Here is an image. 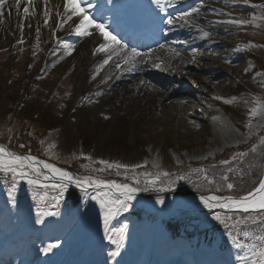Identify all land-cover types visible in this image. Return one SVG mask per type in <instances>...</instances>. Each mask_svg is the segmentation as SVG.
Instances as JSON below:
<instances>
[{
  "label": "rangeland",
  "instance_id": "1",
  "mask_svg": "<svg viewBox=\"0 0 264 264\" xmlns=\"http://www.w3.org/2000/svg\"><path fill=\"white\" fill-rule=\"evenodd\" d=\"M209 3H213L212 0ZM253 5L260 6L261 3L258 0H248L247 3L245 0L230 1L227 12L229 15L221 16L226 21L225 27L207 31L208 33L214 31L212 39L215 40L213 44L217 46L210 49L209 52L208 48L198 51L202 56L200 62L196 60L189 62L188 68L185 69L186 72H194L186 74L195 80L198 89L205 90L206 93H199L200 98L212 101L214 108L223 106L221 108H224V112L235 124L236 131L233 130V135L224 143L219 142L213 145L214 137L210 123H206L203 118H206L207 114L200 107H198V117L185 119L184 126L177 125L176 119L171 125L163 123V114L166 111H163L161 107H154L155 109H151L152 112L150 111V114L148 113L143 118L144 122L146 119H150L152 124L143 127L141 122L132 125L129 120L117 123L115 117L107 113V105L100 101L102 98L100 95H95V97L88 98L89 101L83 102L80 100L86 98L82 94L81 99L75 102V85L83 70L82 63L85 52L79 50L66 59L62 54L64 49H61L58 44L54 47L50 46L54 37L51 35V28L46 25L41 28L35 27L33 34L29 33L26 27H21L17 23L14 32L9 33L8 36H4L0 32V99L1 95L3 97V100L0 101V114L8 110L12 101L18 100L21 104L20 102L24 99L23 95L29 94L24 108L18 107V110L20 109V125L25 122L21 109L25 112H28L29 109L30 112L35 113L34 117L36 118L31 119L29 123L38 127L40 126L39 121L45 123L47 127L51 126L53 132L50 134L52 136L50 142L52 146L54 145L51 154L52 157L58 159L57 161H60V158L93 155L98 161L105 160L113 164H125L130 168H136V165L146 166L155 170L165 164L172 163L178 166L184 162L212 158L226 146L245 143L262 131L264 127V101L260 96L244 98L243 94L239 96L234 94L238 89L236 82H240L243 74L254 73L264 76L263 24L253 19L243 31V27H241L243 24L229 23V21H243L245 13ZM207 11L215 16L218 15V11L215 9L208 8ZM220 13L224 15V13ZM37 29H39V33H37ZM241 39L256 41V45L261 50H256L255 55H249L246 50L248 46L254 44V41L247 40L244 44H239L238 42L243 43L240 41ZM217 51L219 52L216 53ZM199 65L207 68L203 69ZM97 74L98 71L95 72L94 68V72L88 77V84H96ZM262 87L264 88V81ZM170 95L171 97L165 99V103L172 99L176 100L178 97L171 93ZM215 97L221 99H215ZM237 97L244 99V101L238 99L239 102L242 101L240 107L232 109V106L224 102ZM29 98L34 100V104H30ZM192 100H195V97ZM27 102L29 105L26 106ZM259 104L262 106L257 111V115L250 117V112ZM114 113L117 116L122 114L120 110L114 111ZM152 117L154 119H151ZM249 123H251V128L246 127ZM152 126L154 130L151 129ZM77 137L83 139V144ZM31 177L34 178L32 173ZM27 179L28 177H17L15 181L12 180L8 192L21 195L7 198L10 201H5V204L29 207L28 198L34 191V185L27 184ZM98 191L103 193L107 190ZM131 202L143 210L140 221L142 227L148 229L150 233H152V226L156 218H150L145 214L149 211L163 212L167 218L179 216L184 212L200 214L209 211L198 204L169 200L164 201L163 204L148 201ZM44 210L38 207V211L43 212ZM90 214L97 222H103L100 205L96 201L91 207ZM115 217L109 226L115 223ZM44 222L42 220L38 226H42ZM169 237L168 232L162 229L158 234L157 242L164 245L168 240L170 243ZM235 242L230 243L231 250L237 251L240 255H236L235 258L230 256L227 252L229 250L216 253L207 246L196 245L195 239L190 241V245L186 244V248L188 251L193 249V252L199 253L207 260H213V264H241L240 262L244 261L242 258L247 256L252 259L250 250L252 245ZM236 244L241 246L237 247Z\"/></svg>",
  "mask_w": 264,
  "mask_h": 264
},
{
  "label": "bare ground",
  "instance_id": "2",
  "mask_svg": "<svg viewBox=\"0 0 264 264\" xmlns=\"http://www.w3.org/2000/svg\"><path fill=\"white\" fill-rule=\"evenodd\" d=\"M8 4H14L15 0H8ZM26 2V0H25ZM65 0H47V3H45V0H33V4L35 6V11L32 13V15L28 16L25 20V23H28L29 25V31L32 32L34 27L39 25L40 23H43L45 20L44 12L47 10L49 12L48 22L52 26V28L56 27L58 24L57 14L58 12L62 11L63 4ZM217 5H219L221 8L220 10L224 11V9L229 8L228 6V0H219L217 2ZM224 8V9H222ZM8 9H11V11H15L14 13H11V15L6 16L3 20L1 19L2 16L8 11ZM3 15H0V32L3 33L4 36H8L9 33L14 32L15 25L19 24L20 16H23V9L21 7L20 11H17L14 7L13 8H3L2 10ZM200 19H203L205 23H208L210 21L212 22H219L220 18L216 16H210L207 14H203L202 16L199 15V12L197 14ZM25 18V17H24ZM66 18V17H65ZM72 21L74 23H79L78 17H72ZM83 41L78 46L76 51H83L85 52V58L82 63V72L79 74L76 85H75V97L74 101L79 100V96L83 93L87 95L86 97H90L89 95L94 94L99 88L104 89L106 85L99 84L101 83L99 80V83L96 85H89L87 82L88 74L90 72V66L91 64L96 61L99 57H101L102 54L99 52H95V49L99 46V43H103V40L101 37H99L98 34H95L94 37H83ZM194 39H191L190 41L193 42ZM178 41L177 39L174 41ZM186 41L184 44L185 46L190 45L191 47L194 46V43ZM178 47H172L170 44H167V47L164 52L158 51L155 54H150L148 56H145L144 62H139V58H137V63L144 64V72L147 71L148 68V62H146V57H149L150 59H155L156 57H159L160 59L156 58L155 63L160 62L158 60L163 61L162 64H164L165 69H169L170 71L174 70V73L184 71L188 68L189 62L192 59L199 61L202 56L198 53H194L192 49H187V57L188 59H185V57L182 55V52L180 55H175L176 52H178ZM186 51V50H185ZM217 51L216 53H218ZM179 53V52H178ZM158 54V55H157ZM106 55H104L105 57ZM113 60H121L120 55H113ZM199 58V59H198ZM187 60V61H186ZM178 65V67H177ZM204 65V64H202ZM209 65V64H208ZM199 67L206 69L205 66ZM205 67V68H204ZM110 65H108V71L106 74L110 76ZM136 70V68L132 69ZM160 72H164L163 67H161L159 70ZM207 71V70H205ZM138 76L133 78L132 80H126L123 79L121 82L115 81L112 82V84L109 86L108 90L101 94L102 97L100 101L104 105H107V113L112 114L115 117V120L117 123H124V121L129 120L132 125L134 123H140L143 124V127H147L150 123V119H146L145 122L143 121V118L148 115V113L153 110L154 107H161L163 111H166L165 114H163V123L170 124L173 123V120H177V125L184 126L185 119L189 117H198V110L200 108H203L204 111L207 114V117H203L204 121L207 123H210L211 131L213 134V145L216 143H224L226 140H228L233 135V130L235 131L236 127L235 124L232 122L230 116L223 111L221 107H215L212 101H208L206 99L198 98L195 100H192L189 96H183L178 99H172L169 102H164L165 99L171 97L170 93L172 94L174 92V89H161L153 85L152 83L144 80L141 76L140 72ZM186 73H194V72H186ZM202 80V79H201ZM112 81V80H111ZM110 81V82H111ZM202 82V81H201ZM109 83V82H108ZM108 87V86H107ZM200 91V90H199ZM117 103V104H116ZM198 104V105H196ZM155 109V108H154ZM121 111L122 114L120 116H117L114 111ZM258 111V106L255 109ZM152 112V111H151ZM136 113V114H135ZM150 114V113H149ZM151 119H154L152 117ZM128 121V122H129ZM143 121V122H142ZM152 124V123H151ZM189 127V124H188ZM169 128V127H168ZM154 130V127L151 128ZM48 176H53L52 173H47ZM54 178H57L53 176ZM90 194H94L93 190L89 191ZM118 195L119 193L116 192ZM136 198H139L135 196ZM195 202H200L199 200H193ZM87 202V208H85L84 212L81 214V220L80 223L77 225V227L71 232L68 237L65 239H61L59 242L55 243L58 245V247L54 248L51 252L48 254L40 255L38 257V264H52V262L55 260L54 257H52V252L55 250H59V254H67V249L71 246H73V250L71 254H68L66 258L59 257L61 260H58L54 264H119V260H121V264H157L158 257V251L155 249V239L150 237V241L147 244L145 240V235L147 234L146 229L134 227L133 225L131 227H127V230L125 229L124 234L129 235L132 232V239L131 241L122 240L121 246L119 249H117V245L115 247H112V249L106 253L102 260L100 262H94L91 261L88 257L89 250L91 248V244L94 242V234H96L97 227L93 223H86L88 220V213L91 208V205L93 203V200L86 198ZM232 210H242V209H232ZM11 213H14L13 211ZM26 220L24 221V225L22 230H28L29 228L27 225H29L30 216H26ZM14 218H12L13 220ZM86 224V226H85ZM30 226V225H29ZM18 229V230H17ZM154 231L156 232L157 224L154 226ZM6 231H8V235L6 236V239L10 235H14L16 232L20 231L19 228H9L6 227ZM105 231V230H103ZM109 235V234H108ZM5 239V240H6ZM2 241V240H0ZM4 242V241H3ZM103 243V242H102ZM101 245V244H100ZM114 251H119V255L116 257H112L110 253ZM181 256H178V260L176 262L171 260L168 264H198V260L196 258L190 257L186 255L183 251H179ZM173 262V263H172Z\"/></svg>",
  "mask_w": 264,
  "mask_h": 264
},
{
  "label": "snow or ice",
  "instance_id": "3",
  "mask_svg": "<svg viewBox=\"0 0 264 264\" xmlns=\"http://www.w3.org/2000/svg\"><path fill=\"white\" fill-rule=\"evenodd\" d=\"M83 0H65L63 4V16L66 17L65 22L67 20H72V17H78L79 23H75L72 28V32L79 37H94L95 34H98L99 37L102 38L103 43H99V46L95 49V52H105L106 58L103 60V64L100 66L108 64L109 60L112 59L113 55H120L121 60L127 64L131 62L133 66L138 62L137 58H139V62L145 61V56L135 49H128L126 45L122 44L121 41L113 35L110 31L106 30L107 26L104 23L96 22L94 19L90 18L87 14V10L85 8L80 7V3ZM248 0H245L247 3ZM47 3V0H45ZM153 3L156 4L160 10H164L165 5L168 7H173V0H165V4H161L160 0H153ZM8 5L10 8L14 7L17 11H20L21 7L23 9V16L27 18L32 15L35 11V6L33 4V0H15L14 4H8V0H0V9H3L5 5ZM91 7V5H89ZM199 9L193 8L191 12L182 13L180 17H169L164 20L163 23L166 25H173L176 20H184L185 23L188 22V19L193 15V13H198ZM59 14V13H58ZM0 15H3V12H0ZM44 23H48L49 12L45 10L44 12ZM229 23H235L238 25L245 24L247 21L237 20V21H229ZM23 27V25H21ZM202 31V30H201ZM37 33H39V29H37ZM209 33L202 31V38L208 37ZM164 45H160V48H163ZM71 47L69 48L68 54L71 53ZM175 55H179L178 52ZM154 67L160 68L159 63H154ZM117 67H120V64H117ZM99 71V68L97 69ZM215 99H221L220 97H215ZM228 103L229 101H224ZM257 115V111L254 109L250 112V117H255ZM246 127L251 128V123L246 125ZM23 147V145H21ZM54 147V145L52 146ZM86 159H90V157H85ZM226 163V162H225ZM42 165L43 169H47L53 176L58 178V182L52 184L50 187L53 190H56L57 194L52 197V200L55 201V204L52 206L55 207L59 204L60 199L64 196L65 192L69 189L70 186H75L81 190L84 197L89 198L93 201H96L100 205L101 209V219L104 224L105 229V238L112 240V237L108 235L109 232V224L111 220L121 212L128 211L131 201L135 198L136 194L142 189L138 186H132L128 183H116L115 181H105L102 179H96L91 176L84 177H75L70 172L62 170L61 168L55 167L51 163H46L44 161H37L36 157L30 155H17L13 152H9L5 147L0 146V172L5 175H11L13 181L17 179V177L25 178L28 177L27 183L29 185H36L39 183L37 179L31 177V173L35 172L37 175H42L43 173L40 171L36 165ZM99 164L105 165L107 168L111 169L115 167L116 169H127L129 166L125 164H111L108 161L101 160ZM135 167H139L136 165ZM103 171V169H101ZM164 176H167L168 173H163ZM183 179V177H180ZM45 179H48L45 176ZM212 183V181H208ZM138 183V182H137ZM151 183V182H149ZM44 187H49L48 185H44ZM106 189L105 192H100L98 189ZM228 189H233L234 185L229 183L227 184ZM89 189H92L94 194L89 193ZM144 191H147L148 188H144ZM171 186L162 187L159 189L161 192L171 191ZM118 192L119 195L110 196V193ZM200 204L203 205L204 208L213 210L216 208L221 209H242L244 212H248L250 209L258 211V213H264V179H260L258 183V187L254 189V191L248 192L246 195L233 198L232 196L223 197L220 195H200L199 196ZM157 204H163L164 199L162 197H157ZM56 212L52 211H43L37 213L38 219L36 223H41L40 216H53L56 215ZM212 219L214 221H218L221 225H224L226 228L228 224L226 219L221 217L219 213H215L212 215ZM126 227V226H125ZM125 228L116 229L115 233L119 237L118 240L113 241L117 245V249L121 246V242L124 238ZM233 243L235 239L233 238ZM237 247L241 245L236 244ZM58 247L55 243H49L46 247H43L41 251L45 254L51 252L54 248ZM112 257H116L119 255V251H114L110 253ZM245 262L248 261V257L242 258ZM251 264H264V248H260L259 250L253 251L252 253V261Z\"/></svg>",
  "mask_w": 264,
  "mask_h": 264
}]
</instances>
